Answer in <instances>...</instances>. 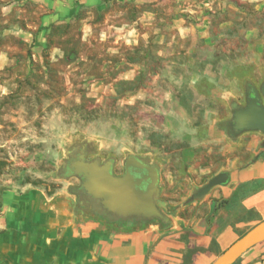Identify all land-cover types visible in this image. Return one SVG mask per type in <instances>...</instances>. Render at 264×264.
<instances>
[{
    "label": "rangeland",
    "instance_id": "374dc122",
    "mask_svg": "<svg viewBox=\"0 0 264 264\" xmlns=\"http://www.w3.org/2000/svg\"><path fill=\"white\" fill-rule=\"evenodd\" d=\"M158 1L153 25L170 43L165 55L137 54L129 41L102 38L97 20L89 30L78 21L48 23L33 0H0V207L8 191L84 198L79 178L64 169L80 153L111 159L116 174L130 153L156 163V202L168 222L232 203L213 196L220 185L201 199L192 194L263 151L264 134L234 130L232 116L250 92L264 102V0ZM88 203L93 219L117 224L103 217L97 200ZM258 204L260 212L239 216L245 225L231 243L264 219V202ZM214 248L212 241L198 250L215 257L223 251Z\"/></svg>",
    "mask_w": 264,
    "mask_h": 264
},
{
    "label": "crops",
    "instance_id": "0c3cea01",
    "mask_svg": "<svg viewBox=\"0 0 264 264\" xmlns=\"http://www.w3.org/2000/svg\"><path fill=\"white\" fill-rule=\"evenodd\" d=\"M33 1L44 10L48 23L78 21L89 30L97 20L103 23L102 38L129 41L137 54L169 53L165 34L153 25L158 0ZM140 40L147 46L139 47ZM155 43L162 46L154 50ZM129 65L138 68L139 62ZM232 168L213 196L232 198L233 204L228 201L215 212L210 206L204 216L179 218L163 227L133 221L118 227L93 219L85 206L90 197L78 200L74 191L51 195L43 190L8 191L0 207V264H196L212 259L216 254L198 249L215 241L212 251L224 250L234 229L245 225L239 216L244 210L260 212L258 203L264 202V149L252 163ZM234 264H264V240Z\"/></svg>",
    "mask_w": 264,
    "mask_h": 264
},
{
    "label": "water",
    "instance_id": "95a60500",
    "mask_svg": "<svg viewBox=\"0 0 264 264\" xmlns=\"http://www.w3.org/2000/svg\"><path fill=\"white\" fill-rule=\"evenodd\" d=\"M259 92L264 99V79ZM232 127L236 131L255 130L264 134V102L258 94L250 92L246 104L233 112ZM264 149V140L262 141ZM124 172L113 173V161L88 160L84 153L69 159L66 175L76 176L80 188L98 201L100 208L118 217L157 219L167 223L170 219L162 213L156 202L159 192V167L135 154H127ZM228 181L226 171H221L198 187L192 194L203 198L211 188ZM264 240V219L256 222L235 239L210 264H233L243 253Z\"/></svg>",
    "mask_w": 264,
    "mask_h": 264
},
{
    "label": "trees",
    "instance_id": "16d2710c",
    "mask_svg": "<svg viewBox=\"0 0 264 264\" xmlns=\"http://www.w3.org/2000/svg\"><path fill=\"white\" fill-rule=\"evenodd\" d=\"M255 94H257L256 91H253ZM82 192H85V191H82ZM85 194V193H84ZM225 204V201H221L219 202L215 208H214V211H216L219 207L223 206ZM103 217L106 219H108L109 222H116L117 224H121V223H124L127 221L126 218L124 217H118L114 214H112L111 212H108V211H103ZM134 222L136 221H139L140 223H147V222H150V220H147V219H133ZM234 264V263H233Z\"/></svg>",
    "mask_w": 264,
    "mask_h": 264
},
{
    "label": "flooded vegetation",
    "instance_id": "af4514ba",
    "mask_svg": "<svg viewBox=\"0 0 264 264\" xmlns=\"http://www.w3.org/2000/svg\"><path fill=\"white\" fill-rule=\"evenodd\" d=\"M258 97H259V95H258ZM260 98V97H259ZM260 100H261V98H260ZM80 150V149H79ZM79 150H78V152H79ZM78 153L76 152L75 154H73L74 156L75 155H77ZM137 156V155H136ZM137 157H139V156H137ZM126 156H125V158H124V160H123V163H122V171L118 174V175H120V174H122L123 172H124V163H125V161H126ZM139 158H142V157H139ZM69 161V160H68ZM68 161L66 162V165L68 164ZM66 168V166L64 167V169ZM113 173L114 174H116L114 171H113ZM124 218H126L127 219V221L128 222H130V221H133V223L134 224H139L140 222L139 221H136V222H134V220L133 219H140V218H136V217H124ZM141 219H145V218H141ZM147 220H150V222L151 221H155V220H157V219H154V218H152V219H147ZM126 221V222H127ZM155 222H157V221H155ZM147 223H149V222H147ZM169 223V222H168ZM168 223H165L164 225H166V224H168Z\"/></svg>",
    "mask_w": 264,
    "mask_h": 264
}]
</instances>
